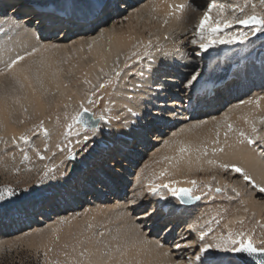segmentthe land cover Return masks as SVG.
<instances>
[{
  "label": "bare ground",
  "instance_id": "bare-ground-1",
  "mask_svg": "<svg viewBox=\"0 0 264 264\" xmlns=\"http://www.w3.org/2000/svg\"><path fill=\"white\" fill-rule=\"evenodd\" d=\"M9 1L0 0V10ZM33 1L43 5L47 0ZM63 2L72 5L73 8L78 4H81L80 8L84 7L82 0ZM210 2L211 0H126V7L132 4L123 12L127 19L114 17L113 20H109L102 36L99 29L81 30L67 39L42 37L37 35L34 29L28 32L23 29L19 32L13 31L10 25L14 24V21L0 14L1 64L9 57L12 58L16 51L21 53L18 55H22L26 47L31 50L33 47H39L41 43L59 45L58 48H49L48 51L42 49L34 57L22 61L21 64L25 66L31 63V70L20 73L19 82L8 77V90L0 84V137L11 144L14 138L18 141V127L14 125L19 117L13 118L14 114L22 115L27 110L46 116L48 111H53L55 114L53 116L56 117L50 124L46 120L48 128L57 129L52 146L57 148L58 144H67L68 138L63 135L65 132L63 126L66 128L65 124L71 123V117L81 111V101L89 108L85 114L92 123L90 126L79 125L82 128L81 136L85 132L91 135V129L97 125L103 127L105 131L103 137H96L95 146L88 154L78 156L75 162L67 163L66 170L69 175L59 182L48 179L47 182L43 181L36 194L25 202L6 211H0V239L14 234L18 229L44 232L42 227L45 225H49L47 228L52 231L57 227L61 228L60 224L68 229L76 226V223L78 226L77 221L80 222L81 217L82 220L86 217L84 220L87 221L88 215L93 216L98 212V215L108 214L109 219L116 223L114 225L117 237H113L115 241L106 245L103 244L104 241L102 243L98 239L93 240L94 242L91 238L87 242V239L85 243H88L86 247L90 253L85 256L83 264H175V258L182 255L185 258L191 257L194 249L188 248L187 254L184 255L183 249L172 248L171 242L179 241L181 236L189 241L196 240L201 231L208 233L206 237L208 242H213V237L222 234V230L212 229L215 219H221L227 232L225 225L234 230L239 229V224L229 222L243 216L245 218L243 228L254 229L255 233H252L255 240L264 239L262 227L264 194L251 192L250 185L242 176L234 174L230 168L226 172L220 167L221 164H235L243 168L258 184H264V156L258 147L261 142L257 140L256 145L251 147L246 142L243 144L238 142L241 139L238 136L239 131L252 138L264 137V124L260 122L264 118V72L260 70V60L264 57V51L259 48L260 41H256V46L252 48L240 45L215 46L204 53L209 58L205 61L206 70L198 72L199 82L194 88L186 89L181 83L185 78L180 80L187 64L191 65L192 59L196 56L194 49L198 50L188 41ZM218 2L243 5L245 0ZM252 3L257 5L256 12L262 11L259 0H252ZM186 4L190 7L183 10L177 7ZM245 10L248 14L252 13L251 3ZM212 15H216L215 9ZM20 22L24 23L21 20ZM149 44L151 47L146 48ZM158 48L175 54L176 62H169L162 69L168 73L167 83L173 86L164 91L155 88L148 91L147 87L143 91H137L136 99L128 106L142 118L136 123L135 128L130 129L123 126V121L127 120L132 124L136 118L126 111L121 115L123 102L117 101L122 94L133 95L128 91L131 84L136 82L133 74L141 68L148 67L151 56L158 55ZM22 49L24 50L21 52ZM145 50L151 56L142 62L137 61L136 56L132 55L138 53L143 57ZM42 57L45 60L43 67L39 63H32L39 62ZM126 62L129 64L135 62V66L129 71L125 69ZM121 70H124V74L117 79L115 72ZM25 75L28 79L24 78ZM228 78L236 80L231 90L228 91L229 86H226L225 89H218L215 94L214 85ZM85 80L90 83H84ZM108 80L112 83H107ZM100 83L106 84L104 89L96 91V96H103L102 108H98L92 114L93 105H87V94L95 91ZM189 91L192 94V103L188 100ZM182 100H185L184 104H180ZM106 104L111 111H106ZM65 105L68 107L65 108ZM203 106L214 110L199 111ZM161 108L173 111L165 110L161 113ZM65 112L68 114L67 118ZM101 114L111 119L110 130L107 121L93 119V116L98 117ZM116 117H119V120ZM202 119L215 122L202 132L186 134L185 130L188 127ZM229 124L232 125V131L228 129ZM154 127H157V130H154ZM177 127L179 130L176 131ZM74 128L75 131L76 128L79 129L78 125L73 127L72 131ZM253 128L256 132L252 131ZM42 135L44 137V134ZM73 137L74 140V134ZM44 140L43 138L41 141ZM42 143H39L41 147L44 145V142ZM157 144L161 145L160 148L152 151L153 146ZM182 147L185 149L184 152L180 151ZM50 148L51 146H48L49 152ZM66 153L65 149L58 151L56 155L62 158ZM1 156L3 157V153ZM122 168H125L126 172ZM162 171L165 175L160 177L159 173ZM131 173L135 175H130ZM170 179L181 181L176 186L183 188L192 187L184 181L195 180L197 189L202 190L201 192L195 190L194 195L197 196L205 192L203 188L205 184H211L212 190L220 187L223 191L219 194L209 193L207 197L197 202L191 200L190 204H182L168 194L167 190H163L166 200L148 195L150 182L159 184ZM233 188L239 196L232 191ZM222 196L226 198L222 200ZM133 199L139 203L131 204L130 201ZM41 201L46 206L33 213L32 208ZM162 204L174 206L171 209L165 207L169 211L168 214H179L177 213L179 210L184 212L187 224L168 233L162 232L161 237H165L168 243H165L163 248H157L155 233L157 229L159 230L158 219L161 218L159 209ZM128 208H136L135 215L144 208L157 209L153 220L137 221L144 225L149 224L151 229L149 232L144 234L142 231H136L128 219ZM141 216L142 213L137 217ZM170 223L173 225L176 220L172 218ZM248 228L247 231H251ZM252 263L258 264L250 261V264Z\"/></svg>",
  "mask_w": 264,
  "mask_h": 264
},
{
  "label": "snow or ice",
  "instance_id": "snow-or-ice-1",
  "mask_svg": "<svg viewBox=\"0 0 264 264\" xmlns=\"http://www.w3.org/2000/svg\"><path fill=\"white\" fill-rule=\"evenodd\" d=\"M84 5L83 9H81L79 15L75 17L71 22L73 25H78L80 27H88L91 31L100 30V35H103V31L109 20H113L114 17H123L127 19V17L123 16V12L127 11L126 0H82ZM251 3L252 13L248 14L246 12L247 5ZM259 5L262 9L261 12H256L257 5L252 3V0H245L243 5L240 4H232V3H222L218 2V0H211V2L207 5V9L203 12V15L200 17L198 24L193 29V35L188 41L191 45L196 46L195 55L200 56L202 53L207 52L209 49L214 48L218 45H240L245 47H255L256 41H260L259 48L261 51H264V0H259ZM181 10L186 7H190V5H179L177 6ZM215 9L216 15L213 16L212 12ZM12 20L14 24L10 25L11 30L19 32L23 29L25 32L30 30L40 31L42 28L48 27L53 29V36L58 35L60 31H63L65 21L56 14H48L44 16L34 17V23L31 21H26L21 23L17 17H13ZM115 23V21H114ZM58 44H50L45 45L41 43L39 47H33L30 51H25L22 55H16L14 58H9L5 61L4 67L0 68V76L7 75L10 79L19 82V74L27 73L31 70V63L27 66L22 65L21 62L25 61L28 57H34L37 53H40L43 49L44 51H48L49 48H58ZM91 47V45H89ZM151 47V45H147L146 48ZM158 55L151 56V54L145 50L143 53V57L138 53H132L133 56H136L137 61H143V59L151 56V59L148 61L147 68H141L138 72L133 74L136 82L131 84L128 88L129 92H132V96H128L127 94H122L119 97L117 102H123V111L121 115L124 114V111L130 112L136 120L129 124L127 120L123 121V126L128 127L130 129L135 128L136 123L142 117L128 106L132 103L133 100L136 99L135 93L137 91H143L145 87L148 88V91H153L155 89H159L160 91H164L166 88H170L173 85H169L167 83L166 77L168 73L163 72L162 69L164 66L168 65L169 62L175 63V54L162 51L161 49H157ZM129 60L131 57L128 58ZM32 63H39L41 67L45 65V60L42 57L39 62L32 61ZM50 66V65H49ZM135 66V62L129 64L126 62L125 69L131 70L132 67ZM260 70L264 72V57H261L260 60ZM103 72V69H101ZM124 74V70L115 72V76L117 79ZM28 79L27 75L24 77ZM199 82V73L191 74L190 78L185 77V80L181 81L183 86L186 89L191 90L195 87V84ZM84 83H90V81L85 80ZM107 83L111 84L112 81L108 80ZM23 87V85H21ZM106 87L105 83H100L95 91L87 94V105H95L99 103L100 100L103 99V96H96V91L100 89H104ZM158 94V93H157ZM95 97V99H93ZM189 103H192V94L189 91L188 94ZM137 103H143V101H137ZM68 105H65L67 108ZM81 111L76 113L71 117V123H68L65 128L64 136L67 139V144L64 147L61 145H57V147L64 151L66 149L67 156L65 160L69 162H75L78 156H84L88 154L92 148L95 146L96 137H103L105 134L104 128L97 125L91 129V135H88L87 132L81 136V133L77 131L75 135V139L73 140L71 136L73 135L72 129L76 125H87L88 121L84 119L85 113L89 111V108L86 107L85 102L81 101L80 103ZM112 109L107 107L106 111H111ZM172 112V109L161 108V113L163 111ZM68 114L65 112V117L67 118ZM162 117H153V119H158ZM93 119H97L98 121H107L110 130L111 119L106 117L104 114H101L98 117L93 116ZM119 120V117H116ZM264 124V118L260 121ZM22 123V121H21ZM229 131H232V125H228ZM37 130H43L46 134L47 130L43 129V122L41 121ZM253 132H256V129L253 128ZM227 137V133H225ZM238 136L241 138L238 140L239 143H247L250 147L256 145L257 140L261 143L258 145L260 148L262 156H264V137H249L246 136L243 131L238 132ZM19 140L23 141L25 144L29 143V136L26 133H21L19 136ZM17 141L14 138L13 144ZM217 143L219 141H216ZM227 142V141H225ZM33 151H36L37 156L43 160L44 156L40 154L35 148ZM181 152H184L185 149L182 147L180 149ZM223 151V149H220ZM24 160L28 159L27 152H24L23 156ZM211 163V161H210ZM220 167L224 171H228L229 168L232 170L234 174H239L242 176L243 180L250 185L251 192L264 194V184H258L243 168L235 165V164H221ZM57 169H62L59 172V176H57ZM67 165L65 161L62 160L59 165H45L44 171L40 176V180L37 183H40L43 180L50 179L59 182V180L63 179L69 172L66 170ZM49 173H52L49 176ZM165 172L162 171L159 173L160 177H163ZM214 179V178H213ZM192 187L183 188L177 187L181 181L176 179H170L168 182H161L159 184L154 181L150 182V187L148 189L149 196H159L160 200H166V195L163 190H167V193L170 194L173 198L180 200V202L188 203L191 200H200L203 197H207L209 192L212 191L211 184L203 185L204 189L207 191L202 193V196L194 195L195 190L198 185L195 180L184 181ZM24 193H27L29 189L25 188L22 190ZM223 191L222 188L216 187L215 192L220 193ZM233 192L239 196V193L236 192V189H232ZM5 192L8 197L17 196V192L12 188L0 189V201H4L5 203L11 204L12 201L6 199ZM138 195V194H134ZM131 204H138L139 202L135 199L130 201ZM168 207L169 209L174 206L171 204L161 205L159 212L161 219H163L167 213L164 212V208ZM4 210L3 206L0 205V211ZM17 211L22 209H16ZM129 215L128 219L135 226L137 232H141L144 224L137 223L139 220L151 221L153 220L154 215L157 213L156 208L148 209L144 208L142 210L141 217H135L134 214L136 212V208H128L127 209ZM245 212H247V208H245ZM244 222L245 218L243 216L238 217L235 220L230 221V224H239V229H233L225 225L228 229L227 235L221 234L219 237H213V242H208L206 237L208 235L207 232L201 231L196 240L189 241L185 237L181 236L179 241L173 240L171 242V247L177 250L184 249L185 251L188 248H193L194 252L191 257L185 258L183 255L176 258L175 264H250V259L253 256L259 255V264H264V239L255 240L251 234H248L244 231ZM219 224V221H216ZM259 223V222H258ZM264 227V226H262ZM159 231L168 233L169 229L167 223H160ZM209 232L211 229L209 228ZM104 233H100V236H103ZM158 239L156 240V247L163 248L165 243H168L165 237H160L159 232L157 233ZM259 244L260 247L256 245ZM84 251L81 252L83 256ZM169 253H165L168 255ZM101 255H106V253H101ZM194 257V258H193Z\"/></svg>",
  "mask_w": 264,
  "mask_h": 264
},
{
  "label": "rangeland",
  "instance_id": "rangeland-1",
  "mask_svg": "<svg viewBox=\"0 0 264 264\" xmlns=\"http://www.w3.org/2000/svg\"><path fill=\"white\" fill-rule=\"evenodd\" d=\"M26 48L28 49V47H26ZM26 48H25V50L22 49L21 52L23 50L24 51H30L29 49L26 50ZM29 48L31 49V47H29ZM23 52H22V54H23ZM18 54H21V53L20 52L18 53V51H16V54L12 58H14ZM9 58H11V57H9ZM5 61H7V60L2 61L3 64L0 63V68L4 67ZM8 81H9V78L7 75L0 76V84L2 86H4V88H6V90H8V88H9V86H8L9 82ZM93 99H95V98H93ZM183 101L185 102V100H182V102H180V104H184ZM98 108L99 109L102 108L101 100L96 105H93L91 113L93 114L95 111L98 110ZM196 111H198V110H196ZM47 114L48 115H46V116H42L36 112H29L27 110L22 115L14 114L13 118L16 119L17 117H19L18 121L15 120V125H14V127H18V130H17L18 131L17 132L18 141H17V143L11 144L10 142H8L5 139H3L2 137H0V152H1L0 153V189L12 188L17 192V196H15V197H8L7 193L5 192L6 199L9 201H12V203L8 204V203H5L4 201H0V205H2L3 209H4L2 211H6L9 208H11V207H13L19 203L25 202L28 198H30L34 194H36V192L39 190V186L42 183H44L43 181L47 180L46 179V180L41 181L40 183H37V181L40 180V176L42 175V173L44 171V167H45L46 163L49 166L57 165V164L59 165L60 159L64 160L66 165L69 162V161L65 160L67 153L65 155H63L64 157L62 156V158H60V157L58 158V156L56 155L57 152L60 151V149L58 147L54 148L52 146V141L55 137L54 134H55L57 129H53L52 127L48 128V126H46V125H48V123L50 124L52 122L53 118L56 116H53V115H55L53 113V111H48ZM218 115H219V113L216 114V116H218ZM29 116H30V118H29ZM46 120H48V123ZM21 121H22V123H21ZM41 121L43 122V129L47 130L46 135H45V132L43 130H37ZM207 121H208V123H206ZM214 122H215V120H208V119L197 120L196 124L188 127L185 130V132L188 135H192L193 133L198 132V131L202 132L207 127L210 128ZM67 124L68 123H66L65 126ZM78 127H79V129L77 130V128H76V131H75V128H74L72 133L73 132L76 133L77 131L80 132V130H82L81 126L78 125ZM63 128L65 129L64 126H63ZM156 128L157 127H154V130H157ZM177 130H179L178 127L176 128V131ZM208 130H210V129H208ZM24 131H26V132H24ZM21 133H26L29 136V143H27L28 145H26L23 141L19 140V136ZM75 133H73V134H75ZM42 134H44V137ZM63 134H64V132H63ZM47 136H49V137H47ZM43 138L46 140V143H45V140L41 141V140H43ZM71 138H74L73 135ZM38 139H39V141H38ZM36 140H37V142H35ZM48 141H49V143H47ZM42 142H44V145H42V147H41L39 143H42ZM37 143L39 145H37ZM20 144L24 145V146L21 147ZM65 145L66 144H64V145L61 144V146H65ZM44 146H46V147H44ZM48 146H51L50 152L47 150ZM160 146H161L160 144L154 145L152 148V151H157L160 148ZM33 148H35L39 152L41 151L40 154L42 156H44L45 159L41 160L39 157L37 158L36 151L33 152ZM9 149H10V151H9ZM11 149L16 150V151H13V150L11 151ZM53 150H54V153H52ZM24 152H27V154H28L27 160L23 159ZM2 153H3V157L1 156ZM13 154H16V155H13ZM53 154H54V157H53ZM53 159H55L54 162H53ZM118 168H120V167H118ZM123 169H124V172H126L125 168H122V170ZM61 170L62 169H57V173H56L57 176H59V172ZM112 174H113V172H112ZM132 174L133 173H131L130 175H132ZM51 175H52V173H49V176H51ZM133 175H135V174H133ZM48 181H51V180L48 179ZM25 188L29 189V191L27 193H24L22 191ZM197 190H199V189H197ZM201 191L202 190L200 188L199 192H201ZM204 191H207V189H205ZM209 193L210 194L211 193L219 194V193L215 192V189H213ZM225 198H226L225 196L224 197L222 196V200ZM201 199H203V196ZM200 200H196L195 202L200 201ZM183 204H190V202L183 203ZM141 213H142V211H139V212H137L136 215L134 214V216L137 217ZM98 214H99V212L94 213L93 214L94 217L91 215L92 218L90 215H88V216L85 215V216H87V219H86L87 221L84 220L86 218L85 216H84L85 218H83V220L85 222L82 220V217H81V219H79L80 222L77 221L78 226L76 223L77 227L73 226L74 228L71 227V228L66 229L62 226V224H60L61 228L57 227V229H55L53 231L47 228L49 225H45L42 227V230H44V232L43 231L37 232L36 230L34 231V229H29V230L23 229V231H22V229L21 230L18 229L17 231L14 232V234L12 233V234L8 235L3 240L0 239V264H83V262H84L83 260H84L85 256L90 253L88 250V247H86L88 243L87 244L85 243V241L87 239H88L87 242H89L90 238L92 239V241L93 240L97 241V239H98L102 243L104 241L103 244L106 245V244H109L110 242L112 243L113 241H115V239L113 237H117L116 232H115L116 231L115 225H114L115 222L112 219H109L110 217L107 216L108 215L107 213H106L107 214L106 216H104L105 215L104 213L103 214L100 213V215H98ZM96 216H98V217H96ZM110 220H112V221H110ZM217 220L219 221V224L216 223ZM52 222L54 223V221H52ZM214 222H215L213 224L214 227L212 229L219 230V231L222 230L221 233L226 236L227 232L224 230V226L222 224L221 219H215ZM247 228L244 227V231L246 233L250 234V233L254 232V229L249 227L248 229H251V231L250 230L247 231ZM64 229H66V230H64ZM150 230L151 229H149V224H146L143 227L142 232L145 234V233L149 232ZM93 232H95V233H93ZM100 233H104V235L100 236ZM157 233H158V229L156 230V233H155L156 239H158ZM254 233H252V236ZM162 235H163V233L159 232V236L161 237ZM110 238H113V239H110ZM107 241H109V242H107ZM257 247H260V245L257 244ZM82 251H84V253H85L83 255V257L81 255ZM182 252L184 253V255H186L188 250L185 251L183 249ZM249 259H250V261H255L258 263L260 256L256 255V256H253Z\"/></svg>",
  "mask_w": 264,
  "mask_h": 264
},
{
  "label": "water",
  "instance_id": "water-1",
  "mask_svg": "<svg viewBox=\"0 0 264 264\" xmlns=\"http://www.w3.org/2000/svg\"><path fill=\"white\" fill-rule=\"evenodd\" d=\"M84 119L88 121L87 125L86 126H90L92 123L89 122V119H88V116L87 114L84 115ZM259 263V262H258Z\"/></svg>",
  "mask_w": 264,
  "mask_h": 264
}]
</instances>
